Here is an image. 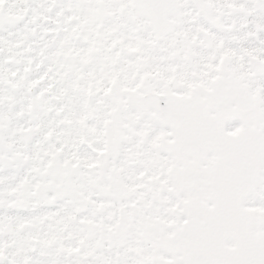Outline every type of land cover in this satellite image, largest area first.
Here are the masks:
<instances>
[{
	"label": "snow or ice",
	"instance_id": "snow-or-ice-1",
	"mask_svg": "<svg viewBox=\"0 0 264 264\" xmlns=\"http://www.w3.org/2000/svg\"><path fill=\"white\" fill-rule=\"evenodd\" d=\"M0 264H264V0H0Z\"/></svg>",
	"mask_w": 264,
	"mask_h": 264
}]
</instances>
